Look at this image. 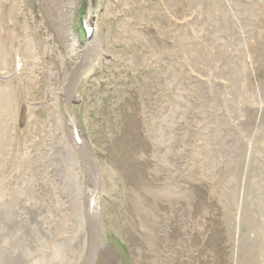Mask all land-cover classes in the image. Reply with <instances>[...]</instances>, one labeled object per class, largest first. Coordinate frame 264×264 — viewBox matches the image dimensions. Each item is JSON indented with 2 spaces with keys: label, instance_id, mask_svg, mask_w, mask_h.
Listing matches in <instances>:
<instances>
[{
  "label": "rangeland",
  "instance_id": "374dc122",
  "mask_svg": "<svg viewBox=\"0 0 264 264\" xmlns=\"http://www.w3.org/2000/svg\"><path fill=\"white\" fill-rule=\"evenodd\" d=\"M59 1L0 0V264L63 263L92 198L63 96L87 23L101 52L72 113L100 171L96 264H264V0H74L72 65Z\"/></svg>",
  "mask_w": 264,
  "mask_h": 264
},
{
  "label": "water",
  "instance_id": "95a60500",
  "mask_svg": "<svg viewBox=\"0 0 264 264\" xmlns=\"http://www.w3.org/2000/svg\"><path fill=\"white\" fill-rule=\"evenodd\" d=\"M99 49V42L96 35L88 39L84 46V56L79 60L76 66L71 70L68 76V81L64 86V102H65V116L71 121L72 131V145L82 159L83 167L86 175L89 178L92 188V205L89 211L87 223V243L85 248L84 261L82 264H96L98 256L101 252L102 242V223L99 202L100 190V171L98 167L97 158L94 150L85 136L81 134L77 128V122L73 117L72 107L77 102V91L81 79L90 64L97 57Z\"/></svg>",
  "mask_w": 264,
  "mask_h": 264
},
{
  "label": "bare ground",
  "instance_id": "6f19581e",
  "mask_svg": "<svg viewBox=\"0 0 264 264\" xmlns=\"http://www.w3.org/2000/svg\"><path fill=\"white\" fill-rule=\"evenodd\" d=\"M57 1H59V0H57ZM93 0H89V6H90V15L92 14L91 13V11H92V2ZM59 3H60V1H59ZM58 3V4H59ZM64 3V2H63ZM62 2H61V4H63ZM57 4V3H56ZM75 4V1L74 0H71V1H69L68 3H66L65 4V6H63L64 8L62 9V10H59V13L57 14V16L55 17L56 18V22H57V24H59V27L60 28H62L64 31H65V37H66V44H67V47H68V54H70V56H69V58H66L65 56V63L66 64H68V63H70V65H72L73 63H72V61H74V59H75V54H76V50H77V47H78V43H77V41H76V38L74 37V35H73V33H72V31L70 30L71 28L69 27V23H68V16H69V14H70V7H72V5H74ZM58 6V5H57ZM61 7V6H60ZM57 12V11H56ZM261 13V12H260ZM92 17V16H91ZM58 27V26H57ZM94 35H96V38H97V33H96V31L94 32ZM46 45V44H45ZM100 46V45H99ZM253 46V45H252ZM260 46V45H259ZM28 49V48H27ZM100 52H101V49H100V47H99V49H98V55L100 54ZM61 53V52H60ZM262 54H264V52L262 53ZM18 55V54H17ZM15 56L14 57V60L16 61V60H18V56ZM65 55H67V54H65ZM255 57V56H254ZM63 58V57H62ZM97 58V57H96ZM30 60H31V58H30ZM17 62V61H16ZM255 63V62H254ZM76 64L77 63H75L74 65H73V67H72V69L76 66ZM91 65V64H90ZM16 68H18L17 66H16ZM71 69V70H72ZM70 73H71V71H70ZM85 73H86V71H85ZM32 75V74H31ZM67 81H68V78H67ZM66 81V82H67ZM66 82L64 83V86H65V84H66ZM264 86V85H263ZM60 87V86H59ZM63 88V87H62ZM62 90V89H61ZM60 90V91H61ZM63 91H64V88H63ZM63 96H64V92H63ZM261 97V96H260ZM260 108V107H259ZM262 109V108H261ZM264 111V110H263ZM262 112V111H261ZM66 117V116H65ZM261 117V116H260ZM258 119V118H257ZM66 130H67V132L69 133V139H70V142H68L67 143V146H69L70 147V149L72 150V151H74L75 149H73L74 148V146L72 145V131H73V127H72V124H71V121L69 120V118L68 117H66ZM71 128H72V130H71ZM77 128H78V126H77ZM261 139V138H260ZM241 149V148H240ZM62 151V150H61ZM76 151V150H75ZM78 154V153H77ZM250 154V153H249ZM244 155H245V153H244ZM78 157H79V159L77 158V161L76 160H74V163H75V167L76 168H81V171H79V173H77V174H80L81 176L80 177H85V176H87L86 175V171H85V169H84V167H83V164H82V159L80 158V156L78 155ZM75 170V169H74ZM77 170V169H76ZM31 174V173H30ZM81 179V178H80ZM81 180H83V179H81ZM47 184V183H46ZM45 185V184H44ZM43 185V186H44ZM49 185V184H48ZM16 187V186H15ZM84 187V186H83ZM92 190V189H91ZM85 191V190H84ZM39 192V191H38ZM93 194V193H92ZM21 196V195H20ZM41 196V195H40ZM44 196V195H43ZM36 197V196H35ZM47 197V196H46ZM44 199H45V197H43ZM40 199V198H39ZM42 202V201H41ZM49 202V201H48ZM38 203H39V201H38ZM45 204V203H44ZM48 204V203H47ZM84 205V204H83ZM91 205H92V198H91V200L86 204V206H85V209H80V211H79V213H78V215H75V217H74V219H75V224L74 225H72V228L75 230L74 231V236H73V238H72V240H73V243H72V241H69V240H65V243H66V249H68L69 251L68 252H72L71 254H69V256L67 257V256H65V254H64V256H63V258H62V260L64 261H62L63 263H59V264H79V261H80V259H79V256H81V254H82V252H83V254L85 255V248H86V243H87V223H88V217H89V211H90V208H91ZM19 210V209H18ZM19 212H20V210H19ZM28 214V213H27ZM60 214V213H59ZM47 216V215H46ZM52 216V215H51ZM62 216V215H61ZM17 217V216H16ZM64 219H66V218H64ZM71 220H73V219H71ZM18 221V220H17ZM63 221V220H62ZM57 222V221H56ZM48 223V222H47ZM74 223V222H73ZM72 223V224H73ZM57 224V223H56ZM62 224V227L64 228V227H67V226H70V224L68 223V222H65V220L61 223ZM45 225V224H44ZM52 226V225H51ZM69 231V230H68ZM68 231H65L64 233H62V234H64L65 235V237L66 236H68L69 235V232ZM56 232H58V231H56ZM63 235V236H64ZM62 239V238H61ZM67 241H69V242H67ZM32 242V241H31ZM77 251V252H76ZM67 255H68V253H67ZM83 258H84V256H82V262L80 261V264H82L83 263Z\"/></svg>",
  "mask_w": 264,
  "mask_h": 264
}]
</instances>
